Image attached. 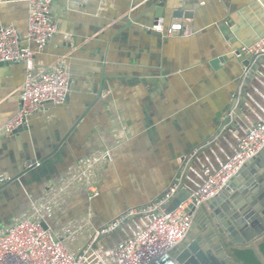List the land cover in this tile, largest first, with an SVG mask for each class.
Wrapping results in <instances>:
<instances>
[{"label": "crops", "instance_id": "1", "mask_svg": "<svg viewBox=\"0 0 264 264\" xmlns=\"http://www.w3.org/2000/svg\"><path fill=\"white\" fill-rule=\"evenodd\" d=\"M183 1L54 0L59 32L35 68L66 67L70 92L65 104H47L11 137L4 127L19 112L26 72L22 64L0 66V236L20 221H41L79 254L100 228L181 182L183 165L213 140L240 87L244 69L236 51L264 36V0ZM182 9L192 18L176 19ZM28 18L27 3L0 0V27H15L34 48L26 40ZM156 19L165 30L183 23L193 34L150 31ZM219 59L225 63L215 69L211 62ZM257 83L247 125L200 157L189 176L194 185L262 118L264 80ZM42 159L9 184L26 162ZM127 232L100 241L112 244Z\"/></svg>", "mask_w": 264, "mask_h": 264}, {"label": "built area", "instance_id": "2", "mask_svg": "<svg viewBox=\"0 0 264 264\" xmlns=\"http://www.w3.org/2000/svg\"><path fill=\"white\" fill-rule=\"evenodd\" d=\"M22 1L29 6L26 40L34 48L24 45L15 27H0V64H22L26 72L19 112L4 127V134L8 137L19 129L28 128L32 116L47 104H65L71 86L69 71L63 65L40 71L35 68L37 56L59 32L53 17L54 0ZM149 30L168 36L193 34L192 29L183 23H174L165 30L162 20ZM240 51L255 58L264 57V36ZM262 114L257 124L241 137L236 151L227 160H219L217 166L205 167L197 183L186 187L190 198L175 211L165 213L167 205L178 193L179 185L171 186L150 206L131 209L100 228L79 254L68 251L43 222L26 219L0 236V264H178L172 252L190 231L194 214L190 212V206L197 211L206 201L217 197L264 148V110ZM126 229L127 237L112 244L101 243L102 237Z\"/></svg>", "mask_w": 264, "mask_h": 264}, {"label": "water", "instance_id": "3", "mask_svg": "<svg viewBox=\"0 0 264 264\" xmlns=\"http://www.w3.org/2000/svg\"><path fill=\"white\" fill-rule=\"evenodd\" d=\"M193 1L195 0L183 2L186 5ZM160 7L162 14L168 11L162 2ZM190 11L182 9L178 12V16L174 14V17L190 19L192 18ZM158 13L160 10H157ZM158 21L159 19H156L155 24ZM240 54L242 56L238 57ZM235 56L244 69L240 87L234 93V98L227 110L220 114L213 140L204 144L201 151L194 153L191 162L186 161L183 165L182 180L176 183L179 185V191L167 205L165 211L167 214L175 211L190 198V192L186 187L193 185L189 176L201 163L200 157L205 152H211L216 146L219 147L227 135L235 134V131L239 133L247 125L248 117L252 115L251 109L258 95L257 80H264V57L255 58L238 50ZM223 63L225 60L219 59L212 61L211 65L217 69ZM3 65L0 64V66ZM103 89L107 90L106 83L100 84L97 93L99 98L102 96ZM23 130L19 129L14 136ZM217 134L218 138L215 139ZM43 163V159L26 162L25 170L19 173L15 180H10L9 184L31 170L38 169ZM190 212L194 213L193 229L172 252L178 264H238L232 257V252L234 249L246 248H254L264 262L260 251L264 240V148L231 179L217 197L206 201L197 211L191 205ZM43 225L48 228L45 224Z\"/></svg>", "mask_w": 264, "mask_h": 264}, {"label": "trees", "instance_id": "4", "mask_svg": "<svg viewBox=\"0 0 264 264\" xmlns=\"http://www.w3.org/2000/svg\"><path fill=\"white\" fill-rule=\"evenodd\" d=\"M260 251L264 257V240L260 246ZM232 257L236 259L238 264H264L261 256L254 248L234 249Z\"/></svg>", "mask_w": 264, "mask_h": 264}, {"label": "rangeland", "instance_id": "5", "mask_svg": "<svg viewBox=\"0 0 264 264\" xmlns=\"http://www.w3.org/2000/svg\"><path fill=\"white\" fill-rule=\"evenodd\" d=\"M188 234H189V233H188ZM121 235H122V234L117 235V238H122V237H124V236L121 237ZM172 257H173V256H172Z\"/></svg>", "mask_w": 264, "mask_h": 264}, {"label": "flooded vegetation", "instance_id": "6", "mask_svg": "<svg viewBox=\"0 0 264 264\" xmlns=\"http://www.w3.org/2000/svg\"><path fill=\"white\" fill-rule=\"evenodd\" d=\"M193 225H194V224H193V222H192V225H191V228H190V231H189V232H191V231H192V229H193Z\"/></svg>", "mask_w": 264, "mask_h": 264}]
</instances>
